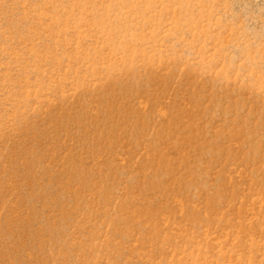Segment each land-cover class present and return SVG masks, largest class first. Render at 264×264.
Here are the masks:
<instances>
[{
  "label": "rangeland",
  "instance_id": "rangeland-1",
  "mask_svg": "<svg viewBox=\"0 0 264 264\" xmlns=\"http://www.w3.org/2000/svg\"><path fill=\"white\" fill-rule=\"evenodd\" d=\"M0 264H264V0H0Z\"/></svg>",
  "mask_w": 264,
  "mask_h": 264
}]
</instances>
